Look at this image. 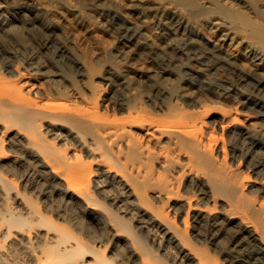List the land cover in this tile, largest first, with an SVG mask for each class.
<instances>
[{
    "label": "bare ground",
    "instance_id": "obj_1",
    "mask_svg": "<svg viewBox=\"0 0 264 264\" xmlns=\"http://www.w3.org/2000/svg\"><path fill=\"white\" fill-rule=\"evenodd\" d=\"M97 1L189 11L264 98V0ZM75 8L0 0V264H264V107L109 57Z\"/></svg>",
    "mask_w": 264,
    "mask_h": 264
},
{
    "label": "rangeland",
    "instance_id": "obj_2",
    "mask_svg": "<svg viewBox=\"0 0 264 264\" xmlns=\"http://www.w3.org/2000/svg\"><path fill=\"white\" fill-rule=\"evenodd\" d=\"M57 1L54 0V2ZM64 1L67 2V0ZM220 1L224 2L226 0ZM98 3L102 4L101 7ZM227 3H232L231 5L234 4L235 7L242 9L239 5L240 3H236V1L233 2L227 0ZM68 4L73 8L76 7L75 9H79L86 17L88 16L87 20L89 19L88 21L94 25L93 27L96 26L99 31L104 34L105 40L107 39V42L113 45V48H111L112 50L110 49L111 53L108 51L109 57H114L117 52L122 50L131 54L132 56L135 55L134 57H136L139 61L141 59L140 62H144V66H149L150 68H155L157 70L162 69L164 71L166 70L167 72L169 71L167 74L170 76L166 75V78L169 79L171 77L168 81L170 84H172V86L176 85L174 86L176 88L178 87L177 84L179 83V87H181L184 84H187V82L190 84L193 82V85L200 89H207L210 86L209 88L215 91H223L227 93L228 96H231V98H233L235 101L237 99L236 97H238L237 101L248 103L249 106H252V108L253 106L257 105L264 107V98H260L259 96L255 97L251 91L254 81L248 77L236 74L234 67L233 69L221 63L220 53L212 48L211 45L206 42V40L204 41V39L201 38V34H205L207 32V27L203 26V28H201V26H193V21L195 22L197 19H193V15L188 13L189 11L185 12V9L183 8H179L177 10L178 12H181V14L184 11L183 16L185 17V20L189 19L188 16H191L190 19L192 18L191 20L189 19V21L186 20L184 25H181L180 29L178 30L179 27L177 26L180 25L177 24L175 20L171 19L170 17L168 18L166 15L165 17L163 16L159 18L144 8L143 10L142 8L133 9L124 5L115 7L110 5L111 7H105L101 1L96 2V0H93V2L92 0H68ZM17 27V36L19 39L24 37L25 39L23 38V40L25 42L28 40L26 43L30 48H36L34 43L30 42L32 38L28 34L26 35V32H24L19 26ZM98 29L96 30L98 31ZM15 31L17 30L15 29ZM20 35H22V37H20ZM233 46L234 47H230V53L233 54L232 57H236L238 62L242 58L244 60L246 57L243 48L239 46L235 47V45ZM174 52L177 57L170 61L167 58L168 53ZM203 53H205L207 56ZM234 53H236V55ZM196 57L203 58L201 61L202 63L200 62L199 65L194 60H192ZM69 75L74 80L75 76L72 71L69 72ZM199 83L202 85L200 86ZM176 88L173 89L177 91ZM208 104L211 106L215 105V103L213 104L211 102ZM252 108L250 107L248 110L253 111ZM255 116L259 120L262 118L257 113H255ZM261 121H264V118H262Z\"/></svg>",
    "mask_w": 264,
    "mask_h": 264
}]
</instances>
